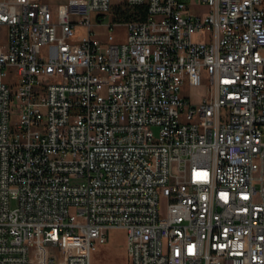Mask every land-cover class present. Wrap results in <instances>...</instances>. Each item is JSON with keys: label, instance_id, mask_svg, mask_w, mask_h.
Listing matches in <instances>:
<instances>
[{"label": "built area", "instance_id": "2783aa9c", "mask_svg": "<svg viewBox=\"0 0 264 264\" xmlns=\"http://www.w3.org/2000/svg\"><path fill=\"white\" fill-rule=\"evenodd\" d=\"M111 228L124 264H264V0H0V264Z\"/></svg>", "mask_w": 264, "mask_h": 264}, {"label": "rangeland", "instance_id": "374dc122", "mask_svg": "<svg viewBox=\"0 0 264 264\" xmlns=\"http://www.w3.org/2000/svg\"><path fill=\"white\" fill-rule=\"evenodd\" d=\"M51 3H57L61 0H48ZM194 2V1H192ZM194 10L205 11L204 5L194 7ZM112 18V12L105 18V23H108ZM95 29L99 35L104 38L106 33V24L96 26ZM121 34L124 33V27L118 28ZM206 84L203 82L201 85L193 86L186 85L182 88V94L188 93L192 101H198L199 98L205 93ZM92 264H124L128 262V240L126 231L122 228H111L107 235L106 244L100 245L93 251L91 256ZM37 263H41L38 260ZM33 264H35L33 262Z\"/></svg>", "mask_w": 264, "mask_h": 264}, {"label": "trees", "instance_id": "16d2710c", "mask_svg": "<svg viewBox=\"0 0 264 264\" xmlns=\"http://www.w3.org/2000/svg\"><path fill=\"white\" fill-rule=\"evenodd\" d=\"M147 8L145 5H128L118 3L112 8V20L124 22L133 19H146Z\"/></svg>", "mask_w": 264, "mask_h": 264}, {"label": "crops", "instance_id": "0c3cea01", "mask_svg": "<svg viewBox=\"0 0 264 264\" xmlns=\"http://www.w3.org/2000/svg\"><path fill=\"white\" fill-rule=\"evenodd\" d=\"M33 255L35 256V262H34L35 264H49L43 260L42 256L39 253L35 252ZM38 257H41V260H40L41 263H37Z\"/></svg>", "mask_w": 264, "mask_h": 264}]
</instances>
